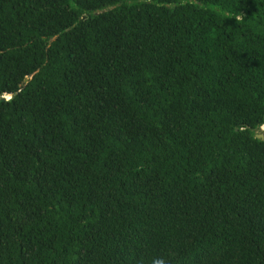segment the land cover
<instances>
[{
  "label": "trees",
  "instance_id": "trees-1",
  "mask_svg": "<svg viewBox=\"0 0 264 264\" xmlns=\"http://www.w3.org/2000/svg\"><path fill=\"white\" fill-rule=\"evenodd\" d=\"M0 95V264H264V0H0Z\"/></svg>",
  "mask_w": 264,
  "mask_h": 264
},
{
  "label": "water",
  "instance_id": "water-1",
  "mask_svg": "<svg viewBox=\"0 0 264 264\" xmlns=\"http://www.w3.org/2000/svg\"><path fill=\"white\" fill-rule=\"evenodd\" d=\"M24 81H26V78L23 79V82H24ZM6 98H8V96L0 95V99H1V100H2V99H6ZM254 136H255L256 138H258V139L264 141V133H256Z\"/></svg>",
  "mask_w": 264,
  "mask_h": 264
},
{
  "label": "rangeland",
  "instance_id": "rangeland-1",
  "mask_svg": "<svg viewBox=\"0 0 264 264\" xmlns=\"http://www.w3.org/2000/svg\"><path fill=\"white\" fill-rule=\"evenodd\" d=\"M263 126H264V124H263ZM262 125L261 126H259L258 127V129L255 131L256 133H264V128L262 127Z\"/></svg>",
  "mask_w": 264,
  "mask_h": 264
},
{
  "label": "clouds",
  "instance_id": "clouds-1",
  "mask_svg": "<svg viewBox=\"0 0 264 264\" xmlns=\"http://www.w3.org/2000/svg\"><path fill=\"white\" fill-rule=\"evenodd\" d=\"M155 264H163V262L162 261H157V262H155Z\"/></svg>",
  "mask_w": 264,
  "mask_h": 264
},
{
  "label": "bare ground",
  "instance_id": "bare-ground-1",
  "mask_svg": "<svg viewBox=\"0 0 264 264\" xmlns=\"http://www.w3.org/2000/svg\"><path fill=\"white\" fill-rule=\"evenodd\" d=\"M262 127L264 128V126H262ZM262 127H261V128H262Z\"/></svg>",
  "mask_w": 264,
  "mask_h": 264
}]
</instances>
